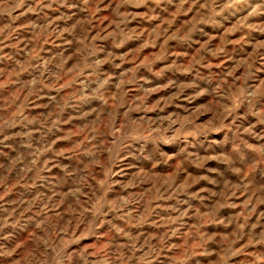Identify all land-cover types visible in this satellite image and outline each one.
<instances>
[{
    "label": "rangeland",
    "instance_id": "1",
    "mask_svg": "<svg viewBox=\"0 0 264 264\" xmlns=\"http://www.w3.org/2000/svg\"><path fill=\"white\" fill-rule=\"evenodd\" d=\"M0 264H264V0H0Z\"/></svg>",
    "mask_w": 264,
    "mask_h": 264
}]
</instances>
